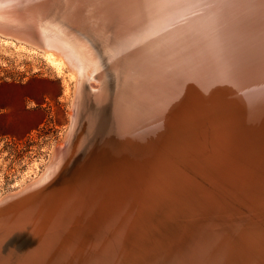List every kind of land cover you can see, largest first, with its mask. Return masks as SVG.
Returning a JSON list of instances; mask_svg holds the SVG:
<instances>
[{"label":"bare ground","instance_id":"bare-ground-1","mask_svg":"<svg viewBox=\"0 0 264 264\" xmlns=\"http://www.w3.org/2000/svg\"><path fill=\"white\" fill-rule=\"evenodd\" d=\"M210 3L0 0L73 79L63 142L0 198V264H264V4Z\"/></svg>","mask_w":264,"mask_h":264},{"label":"rangeland","instance_id":"rangeland-1","mask_svg":"<svg viewBox=\"0 0 264 264\" xmlns=\"http://www.w3.org/2000/svg\"><path fill=\"white\" fill-rule=\"evenodd\" d=\"M18 44L0 35V198L41 175L72 112L71 75Z\"/></svg>","mask_w":264,"mask_h":264},{"label":"water","instance_id":"water-1","mask_svg":"<svg viewBox=\"0 0 264 264\" xmlns=\"http://www.w3.org/2000/svg\"><path fill=\"white\" fill-rule=\"evenodd\" d=\"M5 27L6 30H0V33L37 44V38L35 32L33 33L32 30H23V29L21 30V28L18 27L17 25H6ZM7 29L10 30L12 29V32H8Z\"/></svg>","mask_w":264,"mask_h":264},{"label":"snow or ice","instance_id":"snow-or-ice-1","mask_svg":"<svg viewBox=\"0 0 264 264\" xmlns=\"http://www.w3.org/2000/svg\"><path fill=\"white\" fill-rule=\"evenodd\" d=\"M226 0H211V3L208 5L209 7L213 6L214 4H222L225 3ZM262 4H264V0H260Z\"/></svg>","mask_w":264,"mask_h":264}]
</instances>
